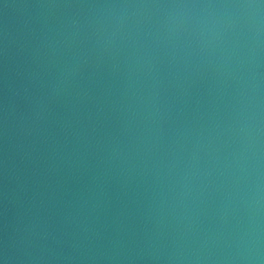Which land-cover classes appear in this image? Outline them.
<instances>
[{
    "label": "clouds",
    "instance_id": "clouds-1",
    "mask_svg": "<svg viewBox=\"0 0 264 264\" xmlns=\"http://www.w3.org/2000/svg\"><path fill=\"white\" fill-rule=\"evenodd\" d=\"M22 7L0 264H264V0Z\"/></svg>",
    "mask_w": 264,
    "mask_h": 264
},
{
    "label": "water",
    "instance_id": "water-1",
    "mask_svg": "<svg viewBox=\"0 0 264 264\" xmlns=\"http://www.w3.org/2000/svg\"><path fill=\"white\" fill-rule=\"evenodd\" d=\"M35 0H28L26 4L33 3ZM35 9L25 8L18 13L12 23L9 25V30L13 33L18 31L20 28L24 26V24L31 18V16L35 13Z\"/></svg>",
    "mask_w": 264,
    "mask_h": 264
}]
</instances>
